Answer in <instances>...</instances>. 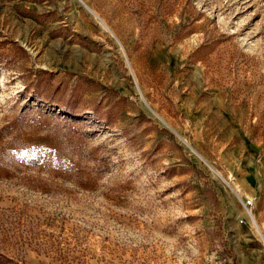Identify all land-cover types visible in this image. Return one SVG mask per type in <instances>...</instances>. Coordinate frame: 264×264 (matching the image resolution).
Segmentation results:
<instances>
[{
    "label": "rangeland",
    "instance_id": "rangeland-1",
    "mask_svg": "<svg viewBox=\"0 0 264 264\" xmlns=\"http://www.w3.org/2000/svg\"><path fill=\"white\" fill-rule=\"evenodd\" d=\"M0 264H264V0H0Z\"/></svg>",
    "mask_w": 264,
    "mask_h": 264
},
{
    "label": "built area",
    "instance_id": "built-area-1",
    "mask_svg": "<svg viewBox=\"0 0 264 264\" xmlns=\"http://www.w3.org/2000/svg\"><path fill=\"white\" fill-rule=\"evenodd\" d=\"M256 197L248 198L244 201L246 209L251 213L255 207Z\"/></svg>",
    "mask_w": 264,
    "mask_h": 264
},
{
    "label": "bare ground",
    "instance_id": "bare-ground-1",
    "mask_svg": "<svg viewBox=\"0 0 264 264\" xmlns=\"http://www.w3.org/2000/svg\"><path fill=\"white\" fill-rule=\"evenodd\" d=\"M90 10H91V9H90ZM91 12H93V11L91 10ZM99 19H100V18H99ZM249 215H250V214H249ZM250 220H251V222L253 223V225L256 226L257 229H259L258 225L256 224V219H255L254 214H253V215H250Z\"/></svg>",
    "mask_w": 264,
    "mask_h": 264
}]
</instances>
